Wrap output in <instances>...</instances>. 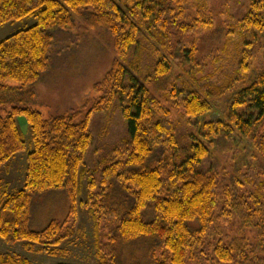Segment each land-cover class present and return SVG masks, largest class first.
Returning <instances> with one entry per match:
<instances>
[{"label": "trees", "instance_id": "16d2710c", "mask_svg": "<svg viewBox=\"0 0 264 264\" xmlns=\"http://www.w3.org/2000/svg\"><path fill=\"white\" fill-rule=\"evenodd\" d=\"M184 4L183 0H0V27L36 19L32 27L0 40L1 92L11 89L5 86L7 82H17L26 88L41 79L49 69L56 39L50 30H74L72 13L83 15L82 11H87L88 27L106 29L114 40L118 57L125 59L131 51L134 53L128 64L118 57L114 60L103 80L94 85L95 100L88 110V105H84L80 110L50 119H45L37 110L21 106L12 107L5 116L0 113V169L27 149L17 117L26 118L32 143L24 188L10 194L8 185H0V238L4 242H25L28 251L64 253L62 246L72 243L76 234L68 221L52 220L41 231L31 229L35 198L51 192L64 193L70 202L69 217L75 219L79 208L89 210L94 222L98 264H110L109 255L102 248V217L92 199L83 201L81 197L82 181L87 173L85 155L93 142L92 115L118 102L127 122L132 150L124 164L112 162L103 172V183L111 184L107 187L111 192L104 195L100 206L108 217L119 218L111 244L114 261L120 262L123 246L146 240L161 247L171 264H188L206 251L211 253L214 264H264V188L250 196L243 194L242 202L236 204L243 227L251 230L253 236L228 241L216 236L218 239L210 242L214 236L212 228L222 218L216 213L218 174L212 169L203 172L193 167L202 164L210 149L199 141L192 144L193 157L189 160L177 164V157L172 156L171 162H164L162 156L166 151L180 152L171 113L136 76L142 71L145 51L139 37L147 31L162 51L149 71L147 82L155 85L156 92L169 91L171 96L183 94L182 107L188 117L199 118L212 111L211 104L197 92L170 88L174 53L179 51L187 65H195L199 48L196 41L189 40L212 28L211 20L202 13L186 21ZM263 10L264 0H250V14L244 24L255 34L256 30L264 31V19L259 18ZM194 65L191 69L197 67ZM185 72L189 76L192 73L196 82L198 70ZM223 90L214 87L207 96H220ZM243 107L255 113L240 111ZM227 118L234 125L232 129L236 128L246 140L263 146L264 153V136L259 140L257 135L264 124V71L239 92ZM203 128L209 131L208 138L229 135L220 123L216 126L209 121ZM157 155L160 157L157 164L147 166ZM237 184L234 179L235 190ZM194 222L198 225L191 228L190 223ZM0 264L32 263L20 255L0 253Z\"/></svg>", "mask_w": 264, "mask_h": 264}, {"label": "rangeland", "instance_id": "374dc122", "mask_svg": "<svg viewBox=\"0 0 264 264\" xmlns=\"http://www.w3.org/2000/svg\"><path fill=\"white\" fill-rule=\"evenodd\" d=\"M183 1L186 4V21H191L202 13L211 20L212 28L197 33L189 40V42L196 41L199 48L196 64L191 65L197 66L195 69H191V66L184 62L179 51L174 53L175 59H171L174 69L169 79L170 88L176 87L179 91L188 88L197 92L203 100L211 104L212 111L203 117H188L182 107L185 98L183 94L171 96L169 91L156 92L155 85L147 82L151 69L162 54L160 46L147 31L141 33L139 37L145 51L142 71L136 76L143 85L152 89L154 95L161 101L162 107L171 113L180 152L166 151L165 156H162L164 162H171L172 156L177 157L175 161L177 164L189 160L193 157V152L190 150L192 144L199 141L204 142L210 149L209 156L200 166L193 163L196 171L206 172L212 169L218 174L216 213L222 218L212 228L214 236L210 238V242L214 243L218 237L226 241L236 237L251 238L254 233L243 227L242 214L236 208V204L242 202L243 194L250 196L258 189L264 188L263 146L246 140L236 128L232 129L234 125L230 123L227 115L239 92L264 71V31L256 30L255 34L244 24V20L250 14V0ZM203 5L206 6L205 9ZM82 13L83 15L72 13L76 25L74 30L67 32H61L56 28L50 30L56 36L51 50L50 66L35 85L25 88L17 82L5 84L11 89L0 91L2 116H5L12 107L21 106L37 110L45 119H50L80 110L84 105H88V110L93 105L94 85L103 80L118 56L109 32L104 28L88 27L87 11ZM259 18L264 19V10ZM35 24L36 19L6 24L0 27V40ZM133 54L131 51L125 59L118 58L128 64ZM191 70L194 73L195 70L199 71L196 82H193L192 73L189 76L185 72ZM214 87L224 88L223 94L207 96L208 91L213 90ZM34 94L37 95L35 99ZM240 111L255 113L244 107ZM16 120L25 137L27 149L7 161L0 169V185H8L10 194L25 186L27 155L32 149L31 133L26 118L19 116ZM209 121L214 122L216 126L220 123L224 130L229 131V135L226 137L220 134L208 138L206 134L209 131L204 130L203 127ZM90 132L93 142L85 155L87 173L82 181L81 200L92 199L98 215L102 217L101 242L103 250L109 255V263L171 264L170 257L161 247L154 246L146 240L123 246L120 262L114 261L111 244L119 218L108 217L100 206L104 195L111 192L107 189L111 184L103 183V172L112 162L124 164L132 150L127 122L122 115L120 104L116 102L103 112H95L92 115ZM257 135L259 140L264 136V124ZM159 155L150 160L147 166L157 164L158 159L160 160ZM233 178L238 183L236 190ZM69 211L70 202L64 193H47L36 197L33 202L32 230L41 231L52 220L61 223L68 221V226H74L76 229L72 243L62 246L64 253L51 255L40 251H28L25 249V242L8 244L1 238L0 253L26 257L32 264H98L94 222L89 210L79 208L75 219L69 217ZM197 225L198 222L190 223L191 228ZM114 248L116 249L117 245ZM188 264H214V262L211 253L206 251Z\"/></svg>", "mask_w": 264, "mask_h": 264}]
</instances>
